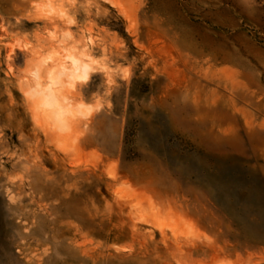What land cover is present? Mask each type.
Listing matches in <instances>:
<instances>
[{
	"label": "rangeland",
	"instance_id": "obj_1",
	"mask_svg": "<svg viewBox=\"0 0 264 264\" xmlns=\"http://www.w3.org/2000/svg\"><path fill=\"white\" fill-rule=\"evenodd\" d=\"M0 264H264V0H0Z\"/></svg>",
	"mask_w": 264,
	"mask_h": 264
},
{
	"label": "bare ground",
	"instance_id": "obj_2",
	"mask_svg": "<svg viewBox=\"0 0 264 264\" xmlns=\"http://www.w3.org/2000/svg\"><path fill=\"white\" fill-rule=\"evenodd\" d=\"M72 59H73L72 61L74 62L75 66L78 67L80 65V62L76 58H72ZM49 94L50 95H48V99H49V97L51 99H54L56 93L54 92V90L52 88L49 89Z\"/></svg>",
	"mask_w": 264,
	"mask_h": 264
}]
</instances>
